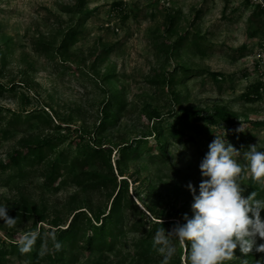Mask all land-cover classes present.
<instances>
[{
  "label": "rangeland",
  "instance_id": "1",
  "mask_svg": "<svg viewBox=\"0 0 264 264\" xmlns=\"http://www.w3.org/2000/svg\"><path fill=\"white\" fill-rule=\"evenodd\" d=\"M259 9L253 0H0V84L8 87L0 88V205L24 213L14 227L0 220V249L30 231L52 235L66 228L79 209L95 216L110 210L116 184L89 192L65 167L63 177L48 185L42 176L11 166V154L28 143L53 139L57 147L49 160L69 162L80 146L93 142L112 149L118 185L128 178L140 211L129 210L115 250L86 254L80 264H162L156 246L149 260L136 257L134 244L146 231L134 232L131 223L143 217L154 243V222L172 221L167 231L186 222L193 202L186 185L191 181L198 190L204 179L199 164L216 135L226 133L242 166L249 146L264 151ZM71 31L76 37L65 45ZM28 112L50 123L35 119L7 129L13 117ZM185 113L201 118L204 133L188 129L195 141L170 135L158 145L154 130L169 128ZM241 126L245 130L236 131ZM132 142V157L119 167L122 146ZM90 170L111 175L102 163ZM240 182L244 196L264 199V181L246 170ZM174 243L169 264H188L190 244ZM251 253L250 264H264V252ZM244 255L238 247L225 264Z\"/></svg>",
  "mask_w": 264,
  "mask_h": 264
},
{
  "label": "trees",
  "instance_id": "2",
  "mask_svg": "<svg viewBox=\"0 0 264 264\" xmlns=\"http://www.w3.org/2000/svg\"><path fill=\"white\" fill-rule=\"evenodd\" d=\"M259 12L263 15L261 9H259ZM261 33H264V22ZM67 35L68 36L64 40L65 45L67 41L71 39L70 37H76L73 31L68 32ZM192 44L197 45L198 42L193 40ZM0 88L3 90L8 87L0 84ZM254 88L256 97H259L262 83H258ZM0 93H2V91H0ZM26 114L27 116L25 117L20 114L13 117L7 122V129H11V127L18 129L23 123H31L35 119H40L42 123H50L41 113L28 112ZM219 117L228 123H233L235 120L234 117H226L223 115H219ZM200 121L201 118L199 116L185 113L178 118L177 123L168 126L169 128L162 131L157 127L156 130H154V134L158 145L161 144L163 147L164 143L160 138L170 135L177 140L185 139L195 141L196 137L187 132V130L193 129L199 132L198 134L204 133L203 130H201ZM140 140L148 139H136V141ZM167 142L168 140H165V143ZM56 147L57 142L53 139L25 144L24 147L15 150L11 154V166L19 168L23 174L26 171V173L32 175L42 176L48 185H55L57 181L63 177V169L65 167H70L73 173L77 172L74 178L75 183L83 187L86 191L109 190L112 184H116L119 189L114 194L110 210L96 216L88 208L76 211L66 228H58L53 232L62 245L59 251L54 248V242L51 239L52 235H48L45 230L39 232L40 235L35 245L28 253H22L20 251L18 242L2 245L0 249V264H15L10 261L13 258L19 261L18 264H80L82 258L86 254L115 250L118 243H120V238L125 233L129 210L140 211L134 198L131 197L128 192V178H122L121 185H118V177L115 175L111 163V154L113 151L109 146L104 147L96 145L93 142L84 144L80 146L75 155H72L69 162L58 159L49 160ZM133 147L134 142L122 146V156L117 160L119 167H121L120 163L123 159L132 157L134 153ZM137 150H139V148ZM101 163L110 167L111 175L105 174L101 170H90L93 165ZM123 184H126V186L123 187ZM8 213L9 216L16 219H22L24 216L23 212L9 208ZM124 220L123 227H120L118 225L119 221L122 222ZM170 222L172 221H157L154 222L152 227L155 231L161 228L166 229ZM146 227L147 222L143 217L136 219L130 225V228L134 232L146 231V234H143L144 238L136 241L134 245L136 257L149 260L155 255L154 243L150 241V237L152 238L154 235L151 230H146ZM41 253H43V255ZM251 257L252 253H249L244 255L241 259L233 260L231 263L236 264L239 262L240 264H246L247 262L250 264ZM92 264L100 263L96 262Z\"/></svg>",
  "mask_w": 264,
  "mask_h": 264
},
{
  "label": "clouds",
  "instance_id": "3",
  "mask_svg": "<svg viewBox=\"0 0 264 264\" xmlns=\"http://www.w3.org/2000/svg\"><path fill=\"white\" fill-rule=\"evenodd\" d=\"M241 126L236 131H244ZM226 133L216 135L208 145L199 168L204 178L196 185H186L193 196L192 215H183L185 223L177 222L171 231L161 228L154 237V246L163 255L162 264H169L176 254L174 239L181 245L190 244L188 264H225L235 256V250L247 255L255 249L264 252V199H256L255 193L244 196L245 187L240 182L247 170L252 178L264 181V151L256 145L245 152V165L238 162L240 150L225 138ZM0 220L14 227L16 218L9 216L8 206L0 205ZM40 233L30 231L18 241L22 253H28L35 245ZM51 239L55 250L62 247L53 233ZM43 255V253H41Z\"/></svg>",
  "mask_w": 264,
  "mask_h": 264
},
{
  "label": "built area",
  "instance_id": "4",
  "mask_svg": "<svg viewBox=\"0 0 264 264\" xmlns=\"http://www.w3.org/2000/svg\"><path fill=\"white\" fill-rule=\"evenodd\" d=\"M254 3H256L259 8L262 10L263 12V18H264V0H253ZM262 42H263V45H264V33H262Z\"/></svg>",
  "mask_w": 264,
  "mask_h": 264
}]
</instances>
